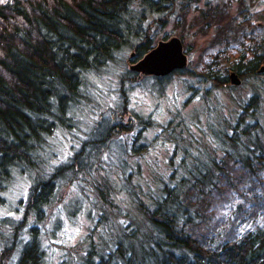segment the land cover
Returning a JSON list of instances; mask_svg holds the SVG:
<instances>
[{
    "label": "trees",
    "instance_id": "trees-1",
    "mask_svg": "<svg viewBox=\"0 0 264 264\" xmlns=\"http://www.w3.org/2000/svg\"><path fill=\"white\" fill-rule=\"evenodd\" d=\"M262 1L0 0V264L50 263L43 225L59 203L61 185L79 189L87 174L97 172L94 160L107 140L130 132L121 127L119 114L81 137L82 111L99 106L93 97L99 80L123 66L118 94L127 102L134 88L143 87L131 80L135 76L150 80L146 89L158 96L172 77H188L191 98L197 84L230 85L231 70L245 81L257 78L264 72ZM232 2H237L233 14ZM191 14L195 17L188 22ZM170 21L182 28L178 37L187 53L192 47L185 40L192 30L203 35L215 30L205 59L196 66L190 59L186 68L166 76L132 71V63L169 38L168 31L161 33ZM259 83L256 88L264 86ZM258 90L234 121L218 119L224 126L216 129L207 125L215 145L195 143L190 123L179 115L177 122L166 123L163 131L169 132L166 139L175 152L167 169L146 190L127 180L129 203L134 201L140 218L108 204L119 189H108L104 182L110 183V170L105 169L102 183L94 185L100 205L91 224L101 228L87 229L83 251L59 264H264V124ZM121 109H127L125 104ZM189 120L198 125L195 116ZM137 122L138 137L153 124L151 116H138ZM61 133L70 136V154L54 164L60 160L55 145ZM187 136L191 142L184 140ZM134 144L133 155L145 152ZM127 161L122 159V165ZM137 165L128 178L140 176L142 164ZM17 178L30 180L18 219L1 210ZM79 191L81 204L92 205L94 195ZM120 215L128 219L115 221Z\"/></svg>",
    "mask_w": 264,
    "mask_h": 264
},
{
    "label": "rangeland",
    "instance_id": "rangeland-1",
    "mask_svg": "<svg viewBox=\"0 0 264 264\" xmlns=\"http://www.w3.org/2000/svg\"><path fill=\"white\" fill-rule=\"evenodd\" d=\"M261 3L263 5L259 6L263 7L264 0ZM236 5L237 2H232L231 14L236 10ZM193 17L195 16L191 14L188 17V22H190ZM165 31H168L169 38H171L173 36H179V32L182 31V28L180 26L176 27L175 23L170 21L161 34L163 35ZM214 33L215 30L211 29L206 35H203L197 28L189 33L190 35L186 38L185 43H189L192 48L189 53L184 49L188 56V62L192 59L193 64L196 66L202 59H205L204 57L207 56L206 53L210 47L209 44ZM127 67L129 69V64ZM118 70L119 72L117 74L110 73L107 77L100 79L99 83L96 85L98 87H94L97 88L95 94L93 91V97L95 96V99H97L96 103L99 104L98 109L93 110L91 107L84 109L81 113L82 120L78 129L79 133L82 134L81 137L85 138L86 134L90 132L93 127H96L106 120L110 122L115 119L116 116L122 114V122H120V125L121 127H129L130 132L125 134L124 132L118 131L119 137L117 140H107L109 143H106V147L101 155L94 160L95 171L97 172H91L90 175L87 174V178H85V184L87 183L88 186L87 188L85 184H82L79 189L75 187L71 188L66 183L61 185L62 187L57 197L59 203L57 206L50 209L51 212L49 213L48 222H46L45 226L43 225V228H45L43 230L44 247L47 253L49 252V254H52L50 256L51 259L49 258V264H59L61 261L68 260L73 256L75 258V253L83 251V243L87 239L86 235H88L87 229L95 228L96 226H91V224L96 222V219L98 220L96 208L100 205V200L94 194V185H98L100 181V183H102V178L107 175L105 169L109 168L110 170L109 177H107L110 183L104 182L108 185V189H119L112 194L113 203L111 202L108 204H110V206L114 204L122 206L125 209H122V207L120 208L124 210V213H136V218L140 216L137 213L138 210L136 207L132 205L134 201L130 200L131 203H129V196L127 195L128 187L126 186L127 180L135 185L137 184L138 187H140V191L142 187H145L144 190H146L149 181L156 179V177L161 174V171L167 167V161L171 159L175 152L173 148L174 143L166 139L169 132H164L163 128L170 120L175 119L174 121L177 122L179 118L176 119V116L179 115L184 118L185 123H190L189 127L192 130L191 134L194 138L193 140L195 143L200 142V147H207L206 145H208V143L215 145L213 137L210 136L211 129L208 126L211 124V127L215 129L221 126L223 127L224 125L220 124L221 121L218 120L222 118L227 121H234L237 114L242 111L241 105H243L248 97L259 88L258 93L261 96L260 119L264 124V86L260 84L264 83V72L257 78H250L246 81L241 79L242 83L240 85L230 84L214 89L209 84L206 86L197 84L199 89L198 93L192 98V92L186 90L187 86L190 84V78L188 77H172L167 84H164L162 95L158 96L151 92L148 93L149 91L146 87L147 85H151L150 80L147 82L145 78L142 80L141 77L136 78L135 76V78L131 80L134 83L140 81L143 83L142 86L145 87L134 88V90L130 92L127 102H124L118 94V79L125 69L121 66ZM196 72H198V70ZM193 79L197 80V77ZM258 82H260V87L256 88ZM205 91L207 92L206 95L204 94ZM124 104L127 109L122 112L121 107H123ZM138 116L145 119L151 116L153 120V124L149 125L150 128L145 130L140 137L135 134H138L139 131L137 130L140 127L137 122ZM191 116L197 118L198 125H195L193 120H189ZM225 125H229V123L226 122ZM59 137L56 140L57 145L55 146L60 154L59 158H61L65 153H67V156L70 154V149L68 148L70 136L61 133ZM189 138L190 137L187 136L184 140L190 141ZM134 140L135 144L137 143L136 147L142 145L145 151L141 155H138L140 157L130 152L131 142L133 143ZM204 142H207V144L205 145ZM134 147L135 146H133L132 149ZM130 153L132 155H130ZM105 155H107V159H105ZM179 155L180 153L178 152L175 158L176 162H179ZM122 159L128 161L126 163L124 162L125 164L122 165ZM139 163L142 164L140 176L137 177L133 174L128 178L129 174L134 172V169H137V164ZM140 181L146 182L141 186ZM29 188L30 180L17 178L6 195V205L1 209L2 212L9 217L20 218L22 210L19 200H27ZM80 189H86V193L87 190H89L91 192L89 196L91 197L94 195L92 205L88 204L84 206L81 204L80 196L82 194L79 191ZM89 202L91 203V199ZM78 207L80 211L77 209ZM81 209L85 210L87 213H83ZM109 211H111L110 208ZM9 213H11V215H9ZM88 213L92 215H90L91 221H87L86 219L89 218L87 215ZM74 215L78 218H75ZM134 215L135 214H133V216ZM113 216L117 217V213ZM125 219L128 218L120 215V218H115V221L118 220L122 222ZM97 228L100 229L101 226L99 225L95 229ZM75 229H79L78 234L74 231ZM69 237H74V240H70Z\"/></svg>",
    "mask_w": 264,
    "mask_h": 264
},
{
    "label": "water",
    "instance_id": "water-1",
    "mask_svg": "<svg viewBox=\"0 0 264 264\" xmlns=\"http://www.w3.org/2000/svg\"><path fill=\"white\" fill-rule=\"evenodd\" d=\"M188 65V56L184 50V43L178 36L158 41L142 59L130 65L132 71L144 75L166 76L176 69H184ZM264 70V66L261 68ZM232 85H240L242 80L236 71L229 74Z\"/></svg>",
    "mask_w": 264,
    "mask_h": 264
},
{
    "label": "snow or ice",
    "instance_id": "snow-or-ice-1",
    "mask_svg": "<svg viewBox=\"0 0 264 264\" xmlns=\"http://www.w3.org/2000/svg\"><path fill=\"white\" fill-rule=\"evenodd\" d=\"M114 99V98H113ZM107 155H105V159H107ZM67 159V153H65V155L61 156L60 160H56V161H53L54 164H59L61 163L62 161L66 160ZM9 215H11V213H9ZM249 228L251 227V225L248 226ZM244 229L242 228L241 231H243ZM77 234L79 233V229H75L74 230ZM70 240H74V237H69Z\"/></svg>",
    "mask_w": 264,
    "mask_h": 264
}]
</instances>
